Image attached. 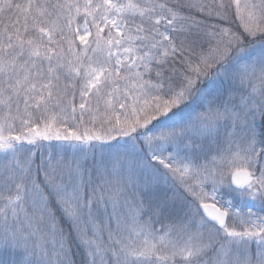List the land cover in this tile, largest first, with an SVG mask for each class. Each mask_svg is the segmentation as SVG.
<instances>
[{
	"label": "snow or ice",
	"instance_id": "snow-or-ice-1",
	"mask_svg": "<svg viewBox=\"0 0 264 264\" xmlns=\"http://www.w3.org/2000/svg\"><path fill=\"white\" fill-rule=\"evenodd\" d=\"M0 264H264V0H0Z\"/></svg>",
	"mask_w": 264,
	"mask_h": 264
}]
</instances>
